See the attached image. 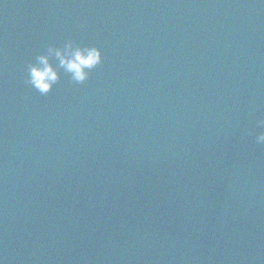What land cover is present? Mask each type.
I'll return each mask as SVG.
<instances>
[{
	"label": "water",
	"instance_id": "water-1",
	"mask_svg": "<svg viewBox=\"0 0 264 264\" xmlns=\"http://www.w3.org/2000/svg\"><path fill=\"white\" fill-rule=\"evenodd\" d=\"M260 119L264 0H0V262L264 264Z\"/></svg>",
	"mask_w": 264,
	"mask_h": 264
},
{
	"label": "clouds",
	"instance_id": "clouds-1",
	"mask_svg": "<svg viewBox=\"0 0 264 264\" xmlns=\"http://www.w3.org/2000/svg\"><path fill=\"white\" fill-rule=\"evenodd\" d=\"M50 58L58 61L54 66ZM103 62V53L95 45H84L71 39L62 45H49L45 54L36 56L35 62L27 66L26 83L32 86L40 94L46 95L52 91L60 79L58 69H63L70 74L74 83L82 84L88 80L91 70L97 68ZM257 128H264V119L256 122ZM257 144L264 145V132L255 135ZM2 264V262H0Z\"/></svg>",
	"mask_w": 264,
	"mask_h": 264
}]
</instances>
